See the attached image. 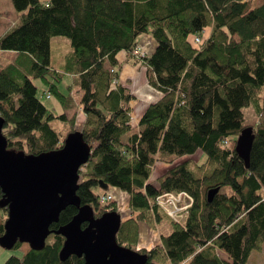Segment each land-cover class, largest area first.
Masks as SVG:
<instances>
[{"label": "trees", "instance_id": "1", "mask_svg": "<svg viewBox=\"0 0 264 264\" xmlns=\"http://www.w3.org/2000/svg\"><path fill=\"white\" fill-rule=\"evenodd\" d=\"M12 3L19 21L0 37V50L16 53L0 69V116L8 149L51 152L80 131L92 146L90 161L95 159L80 170L81 206H92L96 218L119 213L117 201L101 202L100 182L130 195L131 215L122 219L117 234L121 245L134 249L140 222L156 226L167 220L173 229L161 235V244L139 250L148 256L146 264H248L251 253L264 247V0L259 6L254 0ZM146 33L157 46L136 62L145 64L148 83L162 97L148 105L136 131L130 104L136 95L128 81L120 82L123 64L116 55L127 50L134 57L137 39ZM56 36L68 38L72 47L60 58L61 47L52 41ZM67 74L74 83L64 93L59 83ZM31 77L63 106L62 114L41 101ZM74 85L77 92L71 91ZM250 106L257 110L254 124L246 122L244 108ZM79 107L85 120L77 130L69 112ZM58 118L69 123L65 135L52 125ZM249 126L254 141L247 166L236 144ZM159 163L167 168L155 174ZM216 187L219 192L208 202V191ZM172 191L194 197L183 224L156 203ZM0 211L1 236L8 209ZM78 211L68 206L51 229L66 225ZM64 241L63 235L51 234L42 250L30 248L3 264H85L83 256L61 259Z\"/></svg>", "mask_w": 264, "mask_h": 264}, {"label": "water", "instance_id": "2", "mask_svg": "<svg viewBox=\"0 0 264 264\" xmlns=\"http://www.w3.org/2000/svg\"><path fill=\"white\" fill-rule=\"evenodd\" d=\"M4 119L0 116V207L8 209L0 245L12 249L18 242L31 249L42 250L51 234L63 235L62 260L71 255L85 258V264H146L148 256L121 245L117 234L122 218L118 212H106L96 218L94 208L81 206L78 195L80 170L92 158V146L80 131L67 135L64 145L54 151L26 154L8 149L3 134ZM253 127L243 129L236 151L249 166L253 147ZM102 189L108 185L99 183ZM220 188L208 191L211 202ZM79 207L73 219L59 229V222L68 206ZM87 224L83 227V224Z\"/></svg>", "mask_w": 264, "mask_h": 264}, {"label": "rangeland", "instance_id": "3", "mask_svg": "<svg viewBox=\"0 0 264 264\" xmlns=\"http://www.w3.org/2000/svg\"><path fill=\"white\" fill-rule=\"evenodd\" d=\"M255 1L258 4V3H260L261 0H255ZM15 21H19V14L14 9L12 0H0V37L2 35H4L6 32H8L17 23ZM52 41L54 44H57V46H60L62 51L72 50L70 40L66 37L56 36V37L52 38ZM15 56H16V53L14 51L0 50V69L5 67L11 61H13ZM57 57H58V55H57ZM130 64L133 66L137 65L134 62H131ZM125 65L126 64H124V66ZM140 65H141L140 69H142V71L145 72L146 71L145 64H140ZM124 68H126V67H124ZM31 79L35 83V85L37 86L38 97L41 99V101L48 108L52 109L56 115L62 114L64 112V110L59 106L58 101L54 96L48 97L49 94H48L47 88L42 83V81L40 79L34 78V77H31ZM72 81H73V78L70 77V75H68V74L64 75L63 80L59 83L60 89L64 93H68L69 89H68L67 85L71 84ZM78 88H79L78 86L74 85L73 88L71 89V91L77 92ZM128 88L131 92L136 90V93L139 95V97H141V100L142 101L144 100V95H146V88L147 87L141 85L135 79L133 86L128 85ZM244 113L246 115V118H247L246 122L248 124H254L256 122L257 110L254 106L244 108ZM83 124H84V122H78L76 124L77 130L81 129ZM52 125L59 132H61L62 135H65L70 128L69 123L64 121L63 119H60V118L53 120ZM129 134H130V132L125 134L124 138H126ZM205 159H206V156L203 157V160H205ZM92 160L94 161L95 159L93 158ZM93 161H89L87 163V165L91 164ZM85 167H86V169L88 168V166H85ZM113 190L116 192L117 196H118V194L121 196L120 197L121 201L117 200L118 201L117 207H118L119 214H120L121 218L129 217L128 215L131 213V211L129 210L128 213L125 211L129 207V203H130V195L128 192H126V191H124L121 188L116 187V186H109L107 189H104L103 191H101V189L99 188V189H97V192L109 194ZM184 218H182V220H184ZM177 224H179V223H177ZM143 226H146L147 228H152L153 230H156V232L160 235V237H161V235H164V234H166V235L170 234L169 231L166 230L167 228H169L171 230V232L173 229L172 225L167 220H162L159 223H156V226H152L147 222H140L139 223V240H138L137 244L134 245L133 250H136V251L142 250V249H140V247L150 249L153 246H156L158 244L154 240H152V238H150L149 240L147 239L146 231L143 229ZM162 232H166V233L163 234ZM143 245H148V247H144ZM29 247L30 246L28 243H23L21 247L12 248V249L3 248L0 245V264H3L11 256H16V257L22 258L25 255L26 250H28ZM220 255L224 258H228L227 254L224 251H220ZM167 264H169V263H167ZM248 264H264V247L261 250H254L251 253Z\"/></svg>", "mask_w": 264, "mask_h": 264}, {"label": "crops", "instance_id": "4", "mask_svg": "<svg viewBox=\"0 0 264 264\" xmlns=\"http://www.w3.org/2000/svg\"><path fill=\"white\" fill-rule=\"evenodd\" d=\"M254 3L256 6H259L262 3V0L258 4L254 0ZM15 22H18V21H15ZM137 41H138L137 43L139 45H141V47L144 49V51H146L148 54H151L157 46V42L151 33H146V34L141 35L137 39ZM64 53H66V52L62 51L61 49L58 50V53L56 51V55H58V58H60ZM116 58L119 60L120 63L123 64V68H122V71L120 73V82L128 81L127 84L133 86L134 80L136 79V81L139 82L141 85L147 87L146 88V95H144L143 101L141 100V97H139V95L136 93V90L132 91L136 95V98L133 99L130 104L133 108V112H132L133 121H134V124L136 126V131H138V130H140L139 122H140L141 116L143 115V113L145 112V110L149 104L157 101L158 99H160L162 97V92L160 90L152 87L148 83L147 72L146 71L144 72V71H142V69H140L141 63H137L134 57H130V53L127 50L119 51L118 54L116 55ZM131 62H134L135 64H137L136 65L137 67L131 65L130 64ZM124 64H126L127 66L126 65L124 66ZM124 67H126V68H124ZM70 77L73 78V81L71 83V84H73L74 83V77L72 75H70ZM71 84H69V85H71ZM69 85H67V87ZM58 104L64 110L63 106L59 102H58ZM69 115L70 116L75 115L76 124L78 122H84V120H85V112L82 109V107L77 108V110H75V111L74 110L70 111ZM165 167L167 168L166 163H159L155 169L156 170L155 174H161L165 170ZM109 194L112 196L114 201L120 200L121 196L119 194L117 196V194L114 190ZM128 208L125 210L127 213L130 210V207H128ZM130 215H131V213L128 216H130ZM122 219H125V218H122ZM143 229L146 231V235H147L148 240L150 238H152V240H154L156 243L161 244V237L156 232V230H153L152 228H147L146 226H143ZM166 230L169 231V233H171V230L169 228H167ZM162 233L164 234L166 232H162ZM164 235H166V234H164ZM143 246L148 247V245H143ZM29 249H30V247L28 248V250ZM140 249H146V248L140 247ZM28 250H26V252Z\"/></svg>", "mask_w": 264, "mask_h": 264}, {"label": "built area", "instance_id": "5", "mask_svg": "<svg viewBox=\"0 0 264 264\" xmlns=\"http://www.w3.org/2000/svg\"><path fill=\"white\" fill-rule=\"evenodd\" d=\"M196 43L202 44L200 37L196 38ZM133 54L138 60L141 61L143 57L147 56L146 52L140 45L134 47ZM113 83L116 85L118 80L115 79ZM48 97H51V95L49 94ZM112 199L113 198L110 194L103 193L100 196L102 203H107ZM156 203L164 209L170 219L176 223L183 224L184 221H186L189 209L193 206L194 197L187 191H172L157 197ZM182 218H184V220H182Z\"/></svg>", "mask_w": 264, "mask_h": 264}]
</instances>
